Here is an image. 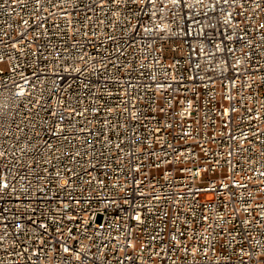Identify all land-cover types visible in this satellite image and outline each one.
I'll return each mask as SVG.
<instances>
[{
  "label": "built area",
  "instance_id": "built-area-1",
  "mask_svg": "<svg viewBox=\"0 0 264 264\" xmlns=\"http://www.w3.org/2000/svg\"><path fill=\"white\" fill-rule=\"evenodd\" d=\"M0 264H264V0H0Z\"/></svg>",
  "mask_w": 264,
  "mask_h": 264
}]
</instances>
